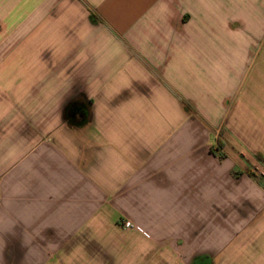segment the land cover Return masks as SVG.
<instances>
[{
	"label": "crops",
	"instance_id": "1",
	"mask_svg": "<svg viewBox=\"0 0 264 264\" xmlns=\"http://www.w3.org/2000/svg\"><path fill=\"white\" fill-rule=\"evenodd\" d=\"M0 264H264V0H0Z\"/></svg>",
	"mask_w": 264,
	"mask_h": 264
},
{
	"label": "built area",
	"instance_id": "2",
	"mask_svg": "<svg viewBox=\"0 0 264 264\" xmlns=\"http://www.w3.org/2000/svg\"><path fill=\"white\" fill-rule=\"evenodd\" d=\"M122 224L126 228H132V227H134V223L131 220H122Z\"/></svg>",
	"mask_w": 264,
	"mask_h": 264
},
{
	"label": "trees",
	"instance_id": "3",
	"mask_svg": "<svg viewBox=\"0 0 264 264\" xmlns=\"http://www.w3.org/2000/svg\"><path fill=\"white\" fill-rule=\"evenodd\" d=\"M76 107H77V104H75V103L73 105H71L69 110H68V113L71 115L75 111Z\"/></svg>",
	"mask_w": 264,
	"mask_h": 264
},
{
	"label": "flooded vegetation",
	"instance_id": "4",
	"mask_svg": "<svg viewBox=\"0 0 264 264\" xmlns=\"http://www.w3.org/2000/svg\"><path fill=\"white\" fill-rule=\"evenodd\" d=\"M70 116L72 117L73 115L71 114Z\"/></svg>",
	"mask_w": 264,
	"mask_h": 264
}]
</instances>
